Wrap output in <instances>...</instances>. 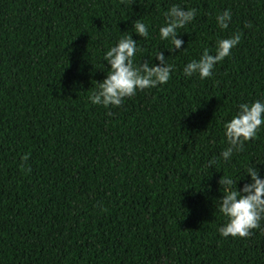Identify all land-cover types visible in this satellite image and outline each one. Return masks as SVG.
I'll list each match as a JSON object with an SVG mask.
<instances>
[{"label": "trees", "instance_id": "trees-1", "mask_svg": "<svg viewBox=\"0 0 264 264\" xmlns=\"http://www.w3.org/2000/svg\"><path fill=\"white\" fill-rule=\"evenodd\" d=\"M172 4L197 14L169 53L159 27ZM136 19L149 36L132 33L134 62L164 50L171 78L117 107L92 104L103 53ZM235 33L211 77L183 74ZM260 98L264 0H0V264H264V220L223 237L217 203L223 174L240 188L256 162L264 176V125L220 157L224 122Z\"/></svg>", "mask_w": 264, "mask_h": 264}, {"label": "clouds", "instance_id": "clouds-1", "mask_svg": "<svg viewBox=\"0 0 264 264\" xmlns=\"http://www.w3.org/2000/svg\"><path fill=\"white\" fill-rule=\"evenodd\" d=\"M197 14L195 8L172 4L163 13L165 19L159 27V39L170 41V47H164L169 53L181 49L184 40L179 38V29L192 22ZM216 22L221 29H227L232 20V13L225 9L217 14ZM131 33L122 32L117 42L109 46L103 53V61L107 62L106 76L98 82L97 88L88 97L94 105L105 108L120 106L125 98L134 96L137 91L163 85L169 81L175 66L165 56V51L158 49L154 55L144 59L143 63H135L134 57L140 51L137 40L132 33L140 37L149 36V27L142 19L132 22ZM241 35L235 33L227 38L216 41L214 52L205 48L199 59H192L183 66V74L187 77L198 75L203 80L213 75L218 62L231 54V49L238 45ZM183 50V49H182ZM158 61V63L153 61ZM264 125V98L251 102H242L230 120L223 124V135L227 142L220 157L230 161L233 154L243 150L245 142L254 139L261 126ZM216 164V158L208 161V166ZM259 163L246 167L239 181L246 180L242 187L237 188V181L232 176L223 174L219 180L223 195L218 199V210L226 218L219 228L223 237H246L251 230L260 227L264 220V176L260 175ZM222 189V190H221Z\"/></svg>", "mask_w": 264, "mask_h": 264}]
</instances>
